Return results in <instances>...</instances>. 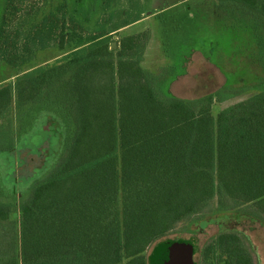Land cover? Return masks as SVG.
I'll return each mask as SVG.
<instances>
[{
  "label": "trees",
  "instance_id": "16d2710c",
  "mask_svg": "<svg viewBox=\"0 0 264 264\" xmlns=\"http://www.w3.org/2000/svg\"><path fill=\"white\" fill-rule=\"evenodd\" d=\"M12 1L0 20L1 60L18 67L38 50H73L0 87V151L14 148L12 102L56 105L72 134L19 204L17 230L0 203V264H148V246L215 197L220 210L254 204L264 224V91L213 117L220 93L163 97L140 65L139 45L129 38L111 49L83 33L79 18L92 12L85 0L70 11L63 0L26 31L29 19ZM226 1L264 20V0H218ZM216 251L217 263L253 264L235 233L206 245L202 263Z\"/></svg>",
  "mask_w": 264,
  "mask_h": 264
},
{
  "label": "rangeland",
  "instance_id": "374dc122",
  "mask_svg": "<svg viewBox=\"0 0 264 264\" xmlns=\"http://www.w3.org/2000/svg\"><path fill=\"white\" fill-rule=\"evenodd\" d=\"M62 2L13 0L9 5L29 19L26 31L28 22H39ZM72 5L73 0L66 1L67 11ZM83 5L92 12L87 22L79 18L81 31L100 36L111 49L119 50L129 38L139 45L140 65L152 75L153 86L163 97L195 101L220 93L221 100H214L210 108L215 117L264 91V20L243 6L218 0H179L173 5L166 0H85ZM5 6V0H0V20ZM129 18L133 19L123 24ZM72 50H38L18 67L0 59V87L32 69L56 64ZM67 120L56 105H42L37 111L33 106L18 109L12 102L14 148L0 151V203L8 207L16 230L19 204L28 198L34 182L45 178L65 154L72 134ZM218 203L215 197L177 223L148 246L145 257L149 259L163 243H179L191 248L194 264H204V247L220 233L232 232L242 238L253 264H264V224L254 204L220 210ZM218 255V251L212 254L207 264H220Z\"/></svg>",
  "mask_w": 264,
  "mask_h": 264
},
{
  "label": "water",
  "instance_id": "95a60500",
  "mask_svg": "<svg viewBox=\"0 0 264 264\" xmlns=\"http://www.w3.org/2000/svg\"><path fill=\"white\" fill-rule=\"evenodd\" d=\"M168 5H173L179 0H166ZM114 47V43L112 44ZM148 264H194L193 252L184 244L172 243L157 247L152 251Z\"/></svg>",
  "mask_w": 264,
  "mask_h": 264
}]
</instances>
